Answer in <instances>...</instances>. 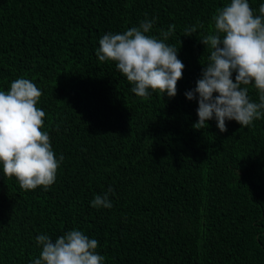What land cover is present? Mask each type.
I'll list each match as a JSON object with an SVG mask.
<instances>
[{"label":"trees","instance_id":"1","mask_svg":"<svg viewBox=\"0 0 264 264\" xmlns=\"http://www.w3.org/2000/svg\"><path fill=\"white\" fill-rule=\"evenodd\" d=\"M229 3L0 0V91L18 78L41 90V131L64 157L47 191L23 190L0 165V264H32L39 235L54 242L74 229L98 240L104 264H264V118L226 121V132L213 118L196 130L198 97L185 95L209 63L199 40ZM261 3L249 0L255 15ZM145 19L159 39L175 25L164 41L185 65L174 98L137 97L115 62L96 55L103 35ZM110 187L112 208L92 207Z\"/></svg>","mask_w":264,"mask_h":264},{"label":"clouds","instance_id":"2","mask_svg":"<svg viewBox=\"0 0 264 264\" xmlns=\"http://www.w3.org/2000/svg\"><path fill=\"white\" fill-rule=\"evenodd\" d=\"M214 34L199 40L211 49L209 63L202 65V78L194 90L185 93L188 100L198 97L199 120L194 129L208 127L213 118L221 132H226V121H236L249 127L254 120L264 118V3L255 15L249 0H230L212 17ZM154 20L141 21L122 34L107 33L99 40L96 55L101 62H115L118 71L133 84L137 97L148 99L150 90L169 98L177 95L178 82L183 78L185 65L178 58L174 45L165 43L175 30L161 31L163 39L146 35ZM201 24L185 29L191 37ZM235 81H233V74ZM259 92V103L249 98L247 86ZM218 94V95H217ZM41 90L27 78H18L7 92L0 91V165L5 176L15 177L23 190L55 184L64 157L56 159L51 138L44 127L46 113L38 107ZM96 195L91 206L112 208L109 193ZM42 247L40 258L32 264H104L98 254V240L90 239L81 230H70L53 240L44 234L36 238Z\"/></svg>","mask_w":264,"mask_h":264}]
</instances>
